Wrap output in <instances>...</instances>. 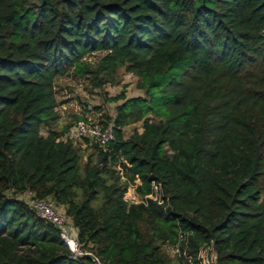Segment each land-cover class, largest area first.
I'll list each match as a JSON object with an SVG mask.
<instances>
[{
	"label": "trees",
	"instance_id": "1",
	"mask_svg": "<svg viewBox=\"0 0 264 264\" xmlns=\"http://www.w3.org/2000/svg\"><path fill=\"white\" fill-rule=\"evenodd\" d=\"M118 68L140 94L113 98V138L81 163L54 80ZM27 192L103 264H203L205 246V264H264V0H0V264H90Z\"/></svg>",
	"mask_w": 264,
	"mask_h": 264
},
{
	"label": "rangeland",
	"instance_id": "2",
	"mask_svg": "<svg viewBox=\"0 0 264 264\" xmlns=\"http://www.w3.org/2000/svg\"><path fill=\"white\" fill-rule=\"evenodd\" d=\"M99 53L90 54L85 57L84 61L91 66L94 65ZM86 76H76L69 73L68 75L58 77L54 80V94L57 102L56 112L57 119L51 125L56 131H64L60 139H69L77 150L80 156V162L83 163L88 156L94 160L93 148L86 139H76L71 136V129L74 123L82 116H87L94 120H104L107 125H110L111 119L114 116L115 106L121 100H113L120 93L125 97H130L140 94L135 89V78L123 71V68H118L114 75V80L102 84L100 87H92ZM139 131V123L130 124L122 128L123 136L127 137L131 131ZM41 134H45V129L40 130ZM126 199L129 202H138V197L131 188H128ZM25 199V196H22ZM55 209L60 213L62 208L58 205ZM167 255L172 258L173 253L168 248L162 247ZM210 247L205 246L200 255L203 260H206L210 255Z\"/></svg>",
	"mask_w": 264,
	"mask_h": 264
},
{
	"label": "built area",
	"instance_id": "3",
	"mask_svg": "<svg viewBox=\"0 0 264 264\" xmlns=\"http://www.w3.org/2000/svg\"><path fill=\"white\" fill-rule=\"evenodd\" d=\"M71 136L76 139H86L90 144H95L102 149H105L113 138L111 125H103L100 120H94L87 116L80 117L74 123L71 129ZM152 189L156 192L158 186L153 184ZM24 196V201L27 207H29L39 218L54 225L58 229L59 234L67 243L72 258L84 255L89 259L90 264H103L98 256L80 248L75 228L72 226L68 218L65 217L63 212L60 213L55 209V205L49 198L36 199L30 192H27ZM168 250L172 251L173 256L176 257H179L181 254L177 246L168 247ZM210 254L211 257H208L206 260H203L201 257L203 264L214 261L213 252L211 251Z\"/></svg>",
	"mask_w": 264,
	"mask_h": 264
}]
</instances>
